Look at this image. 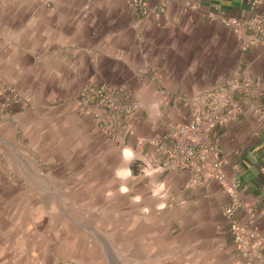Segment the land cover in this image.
<instances>
[{"label": "crops", "instance_id": "1", "mask_svg": "<svg viewBox=\"0 0 264 264\" xmlns=\"http://www.w3.org/2000/svg\"><path fill=\"white\" fill-rule=\"evenodd\" d=\"M190 1L188 8L184 0H147L146 13L139 14L125 0H84L80 9L91 12L83 15L84 22H44V55L31 49L33 56L14 55L7 67L20 73L38 69L30 97L43 89L66 97L85 83L117 91L118 116L128 127L123 145L141 161L139 137L155 138L169 124L205 110L211 92L228 90L237 110L211 130L210 138L225 175L240 182L243 209L237 218L246 219L248 211L264 234V42L244 44L224 23L251 15L250 0ZM144 147L146 163L156 152L148 143ZM150 172L145 175L154 204L194 219L184 231L189 246L199 245L204 264H246L248 259L264 264V243L248 257L228 234L230 224L223 217L228 198L215 180L196 181L188 169Z\"/></svg>", "mask_w": 264, "mask_h": 264}, {"label": "rangeland", "instance_id": "2", "mask_svg": "<svg viewBox=\"0 0 264 264\" xmlns=\"http://www.w3.org/2000/svg\"><path fill=\"white\" fill-rule=\"evenodd\" d=\"M83 2L0 0V264H204L185 233L194 219L151 200L155 154L145 163L140 137L142 161L125 150L118 92L112 105L83 97L88 83L30 97L38 69L7 67L44 55V22H84Z\"/></svg>", "mask_w": 264, "mask_h": 264}, {"label": "built area", "instance_id": "3", "mask_svg": "<svg viewBox=\"0 0 264 264\" xmlns=\"http://www.w3.org/2000/svg\"><path fill=\"white\" fill-rule=\"evenodd\" d=\"M128 2L131 7L146 13L147 0ZM184 5L192 7L190 0H184ZM250 8L253 10L251 15L244 18H228L224 23L239 32L244 44L257 43L260 40L264 42V0H250ZM90 93L98 98L99 103L114 104L116 93L104 84L86 86L82 96H89ZM236 110L237 106L231 100L228 90L213 91L205 110L183 122L169 124L165 131L155 138L138 139V144L144 146L148 143L155 148L156 153L152 157L155 169H188L192 171L196 181L215 180L225 190L228 198L223 208V216L230 224L229 235L239 250L251 257L256 248L263 245L264 234L253 225L248 211L245 213L246 219L237 218V213L243 209L238 195L240 182L225 175L222 169L224 161L210 138L211 130L217 124L232 119ZM94 115L98 120H102L98 114ZM246 264H250L249 259Z\"/></svg>", "mask_w": 264, "mask_h": 264}]
</instances>
